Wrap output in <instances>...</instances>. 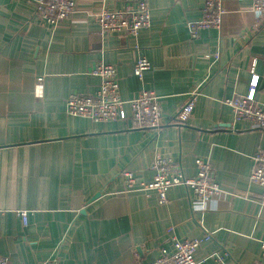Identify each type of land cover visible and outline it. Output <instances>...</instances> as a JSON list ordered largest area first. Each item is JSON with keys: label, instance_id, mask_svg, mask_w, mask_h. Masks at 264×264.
Here are the masks:
<instances>
[{"label": "crops", "instance_id": "obj_1", "mask_svg": "<svg viewBox=\"0 0 264 264\" xmlns=\"http://www.w3.org/2000/svg\"><path fill=\"white\" fill-rule=\"evenodd\" d=\"M72 1L75 12L50 28L30 0H0V255L7 264H147L172 240L208 233L198 264H253L264 207L249 175L264 131L222 104L247 95L256 77L254 101L264 109V18L257 20L252 0H224L220 30L195 38L187 23L202 18L203 0ZM137 1L149 9L147 29L135 38L100 33L103 9ZM140 56L151 64L141 81L133 75ZM101 62L115 68L124 101L144 90L159 97V132L66 114L70 94L98 89L90 71ZM36 76L45 79L40 101L32 96ZM194 93L190 117L177 123ZM156 156L187 177L195 158L207 159L221 192L199 209L182 186L167 191L165 205L154 191L128 190L123 171L150 183ZM18 211L27 212L25 223Z\"/></svg>", "mask_w": 264, "mask_h": 264}, {"label": "built area", "instance_id": "obj_2", "mask_svg": "<svg viewBox=\"0 0 264 264\" xmlns=\"http://www.w3.org/2000/svg\"><path fill=\"white\" fill-rule=\"evenodd\" d=\"M34 6V15L42 25L56 28L75 12L72 0H30ZM224 0H203L202 18L187 23L191 38L197 37L200 30H220L226 10ZM253 12L257 20L264 18V0H252ZM100 33H118L129 37H137L139 31L150 26V12L145 1H137L123 6L119 10L103 9L96 17ZM151 68L150 62L143 56L138 57L133 67V75L139 81L144 72ZM90 75L98 78V89L92 94H70L65 101V112L69 116L81 117L94 123H110L129 121L130 128L140 130L160 131L162 118L159 97L152 91H142L136 97L124 101L120 97L117 73L113 66L97 63ZM43 76L34 78L32 96L40 101L44 97ZM256 77L251 79L248 93L243 97L224 99L223 105L230 107L234 118L246 122L250 129L264 131V109L255 104L254 92ZM197 95L194 93L181 107L175 120L183 124L190 117ZM129 109V115L126 114ZM249 181L262 188L263 193L258 199L264 207V150L258 151L253 157ZM196 173L193 177L184 175L179 165L169 158L156 156L151 164L153 179L150 183H137L134 175L123 171L122 177L128 190L139 189L144 192L154 191L159 205L167 203V191L176 186L186 188L190 194L191 205L205 209L208 202L215 198L221 189L214 180L213 169L205 158L194 160ZM23 222H26L27 212L18 211ZM211 237L207 233L201 239L172 240V249L160 250L159 256L147 264H198L194 259L200 244ZM260 258L253 264H264V240L259 242ZM221 260L219 256L216 257ZM0 264H7L0 255Z\"/></svg>", "mask_w": 264, "mask_h": 264}, {"label": "water", "instance_id": "obj_3", "mask_svg": "<svg viewBox=\"0 0 264 264\" xmlns=\"http://www.w3.org/2000/svg\"><path fill=\"white\" fill-rule=\"evenodd\" d=\"M99 195H100V193L95 194V195L90 199L89 202H91V201L97 199V198L99 197Z\"/></svg>", "mask_w": 264, "mask_h": 264}]
</instances>
